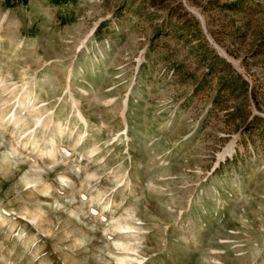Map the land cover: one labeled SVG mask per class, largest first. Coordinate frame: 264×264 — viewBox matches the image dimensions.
<instances>
[{
    "label": "rangeland",
    "instance_id": "rangeland-1",
    "mask_svg": "<svg viewBox=\"0 0 264 264\" xmlns=\"http://www.w3.org/2000/svg\"><path fill=\"white\" fill-rule=\"evenodd\" d=\"M0 264H264V0H0Z\"/></svg>",
    "mask_w": 264,
    "mask_h": 264
},
{
    "label": "trees",
    "instance_id": "trees-1",
    "mask_svg": "<svg viewBox=\"0 0 264 264\" xmlns=\"http://www.w3.org/2000/svg\"><path fill=\"white\" fill-rule=\"evenodd\" d=\"M9 1V0H8Z\"/></svg>",
    "mask_w": 264,
    "mask_h": 264
}]
</instances>
